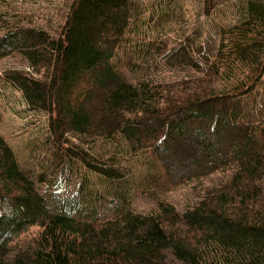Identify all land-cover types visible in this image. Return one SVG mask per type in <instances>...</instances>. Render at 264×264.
I'll return each mask as SVG.
<instances>
[{"label": "trees", "instance_id": "16d2710c", "mask_svg": "<svg viewBox=\"0 0 264 264\" xmlns=\"http://www.w3.org/2000/svg\"><path fill=\"white\" fill-rule=\"evenodd\" d=\"M192 3L195 26L219 0ZM139 10L138 0H67L53 32L34 15L6 18L0 60L23 62L6 79L48 114L70 170L77 161L120 185L116 155L91 152L118 137L131 156L152 153L162 169L153 184L215 180L182 210L164 198L123 209L119 193L111 216L84 218L74 188L44 186L46 174L23 169L0 135V264H264V0H244L236 22L215 26L202 56L189 22L140 45Z\"/></svg>", "mask_w": 264, "mask_h": 264}, {"label": "rangeland", "instance_id": "374dc122", "mask_svg": "<svg viewBox=\"0 0 264 264\" xmlns=\"http://www.w3.org/2000/svg\"><path fill=\"white\" fill-rule=\"evenodd\" d=\"M243 1L219 0L208 22L201 17L200 23H195L194 26L192 0H138L141 12L137 17L136 34L141 41L140 45L149 41L159 43L166 35L180 30L185 22H189L195 27V34L202 36L200 56L203 53L210 54L215 44V26L228 27L236 22L241 16ZM66 2L67 0H0V26L6 18H14L23 13L34 15L36 27L53 32L63 22ZM129 53L134 59H141L135 50L130 49ZM22 64L20 58L13 56L0 60V135L11 147L23 169L35 174H46L50 181L44 186L60 191L66 187L74 188L81 203L80 208H83L81 215L84 218L111 216L117 209L115 200L119 193L123 209L129 207L135 212H147L153 207L156 198H164L178 210H182L194 203L200 188L215 180V176H211L195 183L171 185L161 179L153 184L152 177L155 173L162 175V169L157 162H151L152 153L147 150L131 156L118 137L112 142L95 141L91 152L101 159L116 155L115 167L123 174L120 185L115 180L110 181L85 168L79 167L76 170V160L75 167L72 166L70 170L69 157L49 138L48 114L30 109L20 91L6 79L5 71ZM164 75L167 76V73ZM54 169L55 172H52Z\"/></svg>", "mask_w": 264, "mask_h": 264}]
</instances>
